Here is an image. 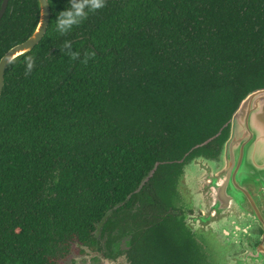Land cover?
<instances>
[{"label": "trees", "instance_id": "16d2710c", "mask_svg": "<svg viewBox=\"0 0 264 264\" xmlns=\"http://www.w3.org/2000/svg\"><path fill=\"white\" fill-rule=\"evenodd\" d=\"M48 2L46 34L8 65L0 96V264H60L73 244L112 256L117 230L128 264H201L164 213L182 165L216 158L240 102L264 88V0H106L66 35L55 20L69 0ZM39 10L8 1L0 60Z\"/></svg>", "mask_w": 264, "mask_h": 264}, {"label": "water", "instance_id": "95a60500", "mask_svg": "<svg viewBox=\"0 0 264 264\" xmlns=\"http://www.w3.org/2000/svg\"><path fill=\"white\" fill-rule=\"evenodd\" d=\"M0 21L9 0H0ZM39 1V20L33 34L23 43L12 47L0 60V96L5 84L6 57L25 55L40 43L47 32L51 18L48 0ZM229 134L220 148L217 160L204 156L193 158L183 168L182 182L185 196L193 202L200 193L205 198L203 223L213 214H224L236 205L242 193L250 194L264 182V88L249 92L238 105L228 123ZM215 161V162H213ZM217 162V163H216ZM188 202V201H187ZM230 206V207H229ZM196 216L186 219V227L193 228ZM191 230V229H190Z\"/></svg>", "mask_w": 264, "mask_h": 264}, {"label": "flooded vegetation", "instance_id": "af4514ba", "mask_svg": "<svg viewBox=\"0 0 264 264\" xmlns=\"http://www.w3.org/2000/svg\"><path fill=\"white\" fill-rule=\"evenodd\" d=\"M185 164L177 178L175 197H171L172 205L177 210L165 211L164 215H177L184 227L187 218L196 216L194 229L186 227V230L191 233L190 240L197 249L201 264H264V182L250 194L237 196L236 206L231 211L213 214L208 220L209 224H205V220L200 221L205 214V198H201L200 193L199 196L194 194L193 202H189L185 196V186L178 188Z\"/></svg>", "mask_w": 264, "mask_h": 264}, {"label": "clouds", "instance_id": "9594fccd", "mask_svg": "<svg viewBox=\"0 0 264 264\" xmlns=\"http://www.w3.org/2000/svg\"><path fill=\"white\" fill-rule=\"evenodd\" d=\"M105 6L106 0H69L66 10L61 11L57 15L55 20L56 31L60 35L68 34L74 27L79 26L87 20L89 13H95ZM62 50L72 60H78L80 58V53L73 50L71 41H65ZM94 56V52L91 56L86 54L82 62L87 64L88 60ZM5 60H7L8 64H13L15 63L16 57H6ZM24 63L26 65L25 75L30 76L35 67V57L31 55L26 56Z\"/></svg>", "mask_w": 264, "mask_h": 264}, {"label": "rangeland", "instance_id": "374dc122", "mask_svg": "<svg viewBox=\"0 0 264 264\" xmlns=\"http://www.w3.org/2000/svg\"><path fill=\"white\" fill-rule=\"evenodd\" d=\"M190 162V161H189ZM189 162L185 164L188 165ZM117 236L115 243L112 245V252L109 256L108 251L104 248V254L92 251L89 248L78 247V245L73 244L72 253L60 264H128L125 252L129 247L130 234H125L124 232L117 230L114 235ZM102 232L98 231L95 234L96 239L99 240L101 246H104V242L107 240V235L101 236ZM79 248L84 250V253L79 252ZM104 255V256H103Z\"/></svg>", "mask_w": 264, "mask_h": 264}]
</instances>
